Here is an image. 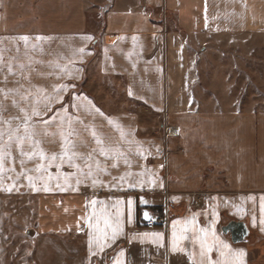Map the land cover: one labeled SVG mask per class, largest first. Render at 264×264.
<instances>
[{"label":"crops","instance_id":"0c3cea01","mask_svg":"<svg viewBox=\"0 0 264 264\" xmlns=\"http://www.w3.org/2000/svg\"><path fill=\"white\" fill-rule=\"evenodd\" d=\"M146 1L175 9L188 39L264 33V0ZM24 2L21 6L20 0H1L0 145L5 155L0 194L19 186L39 195L36 232L80 235L82 264H201L199 244L205 236L209 244L215 239L228 245L225 257L214 247L212 261L242 251L241 264H264V110L209 108L201 105L206 101L202 95L172 92L176 77L166 64L165 46L174 47L178 39L148 12L113 11L99 30L85 26L81 16L73 20L71 0H64L66 7L58 19L56 7L61 4L56 0ZM96 44L101 73L126 75V98L135 108L106 110L88 94L78 93L51 110L65 101ZM41 70L54 73L57 82L65 79L63 93H56L61 84L53 81L54 93L40 89L36 79ZM25 81L22 87L27 92H7L6 86L19 90ZM34 110L39 115H33ZM25 114L29 132L35 133L31 139L25 128L10 124V119L25 124ZM153 116L161 120L153 122ZM157 121L175 125L177 135H164ZM69 122L75 132L68 138L78 154L71 161L67 156L61 159L65 137L60 133L67 135ZM93 131L102 144L93 139ZM18 136L25 137L23 143ZM9 147L17 159L32 156L30 172L37 182L32 190H26L25 183L14 187L8 183L13 173ZM41 152L46 159H40ZM20 166L18 173L28 182L22 171L29 169ZM153 206L161 207L166 221L147 228L146 221L158 213ZM104 216L113 227L118 221L120 232L115 240L101 241L105 246L100 250L89 223L99 220L103 228ZM232 219L248 227L245 241L235 243L222 232V225ZM174 231L184 237L176 250ZM157 233L159 239L153 235Z\"/></svg>","mask_w":264,"mask_h":264},{"label":"rangeland","instance_id":"374dc122","mask_svg":"<svg viewBox=\"0 0 264 264\" xmlns=\"http://www.w3.org/2000/svg\"><path fill=\"white\" fill-rule=\"evenodd\" d=\"M20 1L22 6L25 2ZM57 2L61 4L60 7H56L58 19L66 6L64 0H56L55 3ZM71 2L73 20L76 21L81 16L85 26L91 29L100 30L107 15L113 11L127 13L129 10H141L150 13L152 20L165 30L173 31L178 40L174 47L171 43H166L165 46L166 64L176 77L172 92L202 95L206 101L201 105L205 104L209 108L247 109L251 112L264 110V33H217L188 39L177 23L176 10L161 3L154 5L146 0H71ZM1 6L0 0V9ZM75 16L78 18H74ZM96 46L97 44L93 47V57L85 64L81 77L72 81L71 88L66 92L65 101L55 103L50 107L51 110L65 104L71 94L78 93L88 94L97 105L103 106L106 110L124 111L135 108V104L126 98L127 86L124 79L126 75L101 73ZM41 72L42 76L36 81H39L43 92L54 93L50 86L53 83H60L61 85L55 87V91L63 93L64 78L57 82L59 78L54 73L51 75L45 70ZM51 81L53 83H50ZM26 84L25 81V85H20L19 90L15 86H6L7 92L10 94L27 92L26 87H22ZM45 103L42 102V105ZM46 107L49 108V104ZM152 120L160 121L161 118L153 116ZM10 124L18 129L25 128V124L17 122L16 119H10ZM157 124L164 135H170L165 132L166 126H175L169 123ZM8 152L7 160L11 165L9 169L13 171V173L10 171L8 183L12 187L16 183H25V189L32 190L37 183L33 179L34 172H30L32 161L29 159H32V156L17 159L10 147ZM22 163L25 169H29L22 171L28 182H23L22 175L18 173ZM43 172L44 170L41 173ZM47 182L42 181V184ZM38 200L39 195L22 191L19 186L8 194H0V264H82L80 235L75 233L38 235L35 230Z\"/></svg>","mask_w":264,"mask_h":264},{"label":"snow or ice","instance_id":"6c2138e0","mask_svg":"<svg viewBox=\"0 0 264 264\" xmlns=\"http://www.w3.org/2000/svg\"><path fill=\"white\" fill-rule=\"evenodd\" d=\"M206 15V13H205ZM26 39V38H25ZM33 115H39L38 112H36L35 110L33 111ZM27 114H25V133L28 134V139L32 138V135H34V132H29V128L27 125ZM45 123L47 124L48 122L45 121ZM75 132L74 129H71L70 127V122H69V132L67 133V135H65V133L62 131L60 134L61 136H64V150L61 154V159H63L64 156H67L69 161H71L74 157H76L78 154L75 152V147L76 145L68 138L71 135H73ZM3 133H0V136H2ZM44 135H47V133H45ZM92 136L93 139L96 140V143L102 144V140L96 139V135L95 132H92ZM9 139H11V136L9 137ZM19 142L23 143L25 140L24 136H18L16 138ZM35 143H39V141H35ZM101 153H103L105 151V149L103 147L100 148ZM23 154V153H22ZM4 155H5V147L0 145V171H2V163H3V159H4ZM40 159H46V156L43 154V152H41L39 154ZM57 157L55 155L52 156V160H55ZM75 166V165H73ZM40 168H37L36 171H39ZM29 180L31 181V177H29ZM93 204L97 203L95 200L92 201ZM102 203V202H101ZM119 201H117V205H119ZM117 216H119V211H117ZM145 217L148 218L147 213H145ZM129 219H131V201H129ZM179 223V221L174 222L173 228L175 229L176 224ZM264 223V222H262ZM103 225L104 227L101 228L100 227V222L99 220H97L96 224H92L89 223V228L93 229L94 232L96 233L95 236V241L97 246L100 248V250H103V247L105 246L104 244L101 243V241H107L108 239H112L115 240L116 236L118 235V233L120 232V228H119V223L117 221V224L115 227H113V223L111 222L110 218L108 216H104L103 218ZM112 229V234L111 237L108 236V230ZM184 231H187V227H185ZM155 235L158 239L160 238L161 234H153ZM91 236L92 234L90 233V244L92 242L91 240ZM184 237H178L176 232H173V236H172V242H173V250H176L177 247V243L179 239H183ZM200 257H201V264H241L240 262V257H242L244 255V253L238 252L235 253L233 255H231L230 258L224 259V260H216V261H212L210 258V253L212 252L213 248L216 247L218 248V250H220V256L221 257H225L226 253L223 250H226L228 248L227 244H224L222 241L217 242L215 239L213 240V242L211 244L208 243L207 238L205 236L204 239L200 240ZM121 255H123V253L121 252ZM116 264H120L119 261L116 262Z\"/></svg>","mask_w":264,"mask_h":264},{"label":"water","instance_id":"95a60500","mask_svg":"<svg viewBox=\"0 0 264 264\" xmlns=\"http://www.w3.org/2000/svg\"><path fill=\"white\" fill-rule=\"evenodd\" d=\"M222 232L229 233L230 239L237 243L245 241L248 234V227L243 221L230 220L221 227Z\"/></svg>","mask_w":264,"mask_h":264},{"label":"built area","instance_id":"2783aa9c","mask_svg":"<svg viewBox=\"0 0 264 264\" xmlns=\"http://www.w3.org/2000/svg\"><path fill=\"white\" fill-rule=\"evenodd\" d=\"M166 134L169 133L170 135H175L178 133L176 126H166ZM166 221V215L165 214H156L152 217H150L146 223L145 226L147 228H152L154 226L163 225Z\"/></svg>","mask_w":264,"mask_h":264},{"label":"trees","instance_id":"16d2710c","mask_svg":"<svg viewBox=\"0 0 264 264\" xmlns=\"http://www.w3.org/2000/svg\"><path fill=\"white\" fill-rule=\"evenodd\" d=\"M153 209H158V213L157 214H163L162 212V210H161V207H159V206H153L152 207Z\"/></svg>","mask_w":264,"mask_h":264}]
</instances>
